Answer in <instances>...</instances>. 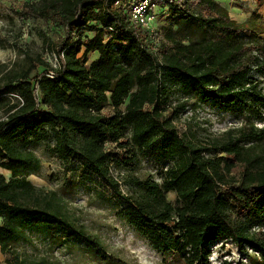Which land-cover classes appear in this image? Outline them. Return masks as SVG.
I'll use <instances>...</instances> for the list:
<instances>
[{
  "label": "trees",
  "instance_id": "obj_1",
  "mask_svg": "<svg viewBox=\"0 0 264 264\" xmlns=\"http://www.w3.org/2000/svg\"><path fill=\"white\" fill-rule=\"evenodd\" d=\"M113 2L20 4L26 15L59 24L64 36L52 43L56 66L27 56L0 75V169L10 173L0 172V254L6 264H60L18 252L35 236L50 250L80 248L97 261L110 260L99 237L69 212L64 194L28 180L41 168L34 148L46 143L63 164L77 160L119 192L110 164L129 169L155 153L161 161L156 176L123 180L135 196H125L118 215L157 251L178 253L185 264H209L210 246L228 238L245 252L248 262L237 264H264V125L256 126L264 123L261 35L217 0L172 2L157 7L167 17L158 27V58L145 45L146 34L130 24L129 6ZM86 30L94 36L84 38ZM92 52L97 56L89 61ZM175 88L244 123L198 145L173 124ZM13 91L16 98L7 95ZM107 107L110 114L102 112ZM237 166L238 177L228 178ZM64 184L76 189L75 180Z\"/></svg>",
  "mask_w": 264,
  "mask_h": 264
},
{
  "label": "rangeland",
  "instance_id": "obj_2",
  "mask_svg": "<svg viewBox=\"0 0 264 264\" xmlns=\"http://www.w3.org/2000/svg\"><path fill=\"white\" fill-rule=\"evenodd\" d=\"M41 1L0 0V75L5 68H19L27 56L35 58V61L43 60L56 66L52 43L63 38V28L51 19L28 16L20 9V4L23 2L30 7H36ZM217 1L227 9L232 19L244 23L246 27H254L264 43V0ZM161 12L160 8H156L154 26L158 31V27L167 24V17ZM92 36L94 31L84 32V38ZM160 42L163 43L162 38ZM96 56L97 54L92 52L88 60H93ZM43 69V66L38 67V71ZM258 79L264 91V78ZM14 92H9L7 95L16 98ZM172 92L169 112L172 116L177 115L174 116L173 124L180 134L193 139L198 145H206L213 139H222L227 129L240 127L244 123L242 116L219 112L210 104L197 105L176 88ZM181 103L185 104L184 108ZM102 112L110 114L112 109L107 107ZM263 125L264 123L256 122L258 127ZM115 150L119 158L127 159L123 150ZM34 153L41 161V168L38 173L30 174L28 180L38 187L58 189L64 194L69 212L76 218L78 224L99 237L110 260L108 263L97 261L94 256L84 253L80 248L50 250L35 236L32 237L31 244L17 246L20 254L30 258L48 257L58 260L60 264H185L178 253L163 254L157 251L147 238L136 232L118 215L126 203L125 196H135V191L125 186L123 180L129 174L139 179L153 174L161 165L155 153L145 158L140 157L129 166V169L121 162L110 164L113 177L118 178L121 183L120 192L111 188L105 180L84 169L77 160L70 165L63 164L52 154L46 143L34 148ZM240 171L241 168L237 166L227 177H238ZM0 172L6 178L9 177L3 170L0 169ZM67 179L75 180L76 189H72L70 184L65 186L64 182L68 181ZM166 197L175 202L173 192L167 193ZM210 249L209 264H217V261L224 256L229 255L230 258L232 254L236 255L235 244L232 247L212 244ZM0 264H6L5 256L2 254H0ZM248 264L258 263L250 261Z\"/></svg>",
  "mask_w": 264,
  "mask_h": 264
},
{
  "label": "built area",
  "instance_id": "obj_3",
  "mask_svg": "<svg viewBox=\"0 0 264 264\" xmlns=\"http://www.w3.org/2000/svg\"><path fill=\"white\" fill-rule=\"evenodd\" d=\"M181 0H114L113 2V6L114 7H119V6H129V20H130V24L133 27H137L139 29H141L145 34H146V42L147 44H145L150 50H152L154 52V54H156V56L158 58H160L161 55V35L159 33V31L155 28L154 26V22L156 19V8L159 5H164V6H168L170 5L172 2H178ZM123 107V106H122ZM106 146H108V143H105ZM167 167V163H165L164 165V169H166ZM157 172V168L154 170L153 175L156 176ZM215 245H225V246H229L234 245V242L232 241L231 238L228 239H222L218 242L214 243ZM248 252H252L253 250L246 246ZM235 253L236 255L234 256V254H232L233 256H230V258H228L229 255L224 256L222 258H220L217 262V264L220 263L221 260H227V261H231L232 264H237L239 262H247V258L245 255L244 251H241L239 247H237L235 245ZM257 253V252H255ZM211 255V253H210ZM209 255V256H210ZM211 257V256H210ZM210 259V258H209ZM211 261V260H210Z\"/></svg>",
  "mask_w": 264,
  "mask_h": 264
},
{
  "label": "bare ground",
  "instance_id": "obj_4",
  "mask_svg": "<svg viewBox=\"0 0 264 264\" xmlns=\"http://www.w3.org/2000/svg\"><path fill=\"white\" fill-rule=\"evenodd\" d=\"M7 175L9 174L10 175V173H9V171H7V170H3Z\"/></svg>",
  "mask_w": 264,
  "mask_h": 264
}]
</instances>
